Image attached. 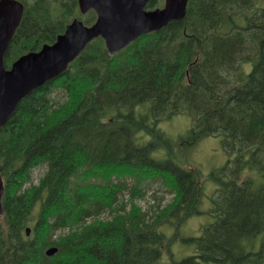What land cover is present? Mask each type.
<instances>
[{"label": "trees", "instance_id": "1", "mask_svg": "<svg viewBox=\"0 0 264 264\" xmlns=\"http://www.w3.org/2000/svg\"><path fill=\"white\" fill-rule=\"evenodd\" d=\"M20 1L6 67L73 18L96 17L77 0ZM178 114L191 126L173 138L166 122ZM205 137L227 153L207 175L210 205L203 178L178 157ZM0 176V264H264V3L188 0L183 19L114 53L94 38L0 128ZM153 182L171 200L142 210L135 199ZM201 212L212 220L182 235ZM176 243L191 252L176 258Z\"/></svg>", "mask_w": 264, "mask_h": 264}, {"label": "water", "instance_id": "2", "mask_svg": "<svg viewBox=\"0 0 264 264\" xmlns=\"http://www.w3.org/2000/svg\"><path fill=\"white\" fill-rule=\"evenodd\" d=\"M150 0H77L81 13L93 9L96 18L85 25L74 18L51 44L29 51L16 58L6 68L3 57L18 27L24 6L20 0H0V128L7 122L22 97L45 81L61 75L68 64L97 37L104 41L109 53H114L138 36L159 30L172 20L183 19L188 0H164L162 7L147 9ZM0 176V215L3 213L1 197L4 191ZM29 235V227L26 228ZM57 251L46 249L51 256Z\"/></svg>", "mask_w": 264, "mask_h": 264}, {"label": "rangeland", "instance_id": "3", "mask_svg": "<svg viewBox=\"0 0 264 264\" xmlns=\"http://www.w3.org/2000/svg\"><path fill=\"white\" fill-rule=\"evenodd\" d=\"M258 5H263L264 0H256ZM62 100V98H61ZM165 124V123H164ZM167 127L166 132L173 138L185 133L191 126L190 117L186 114H178L174 116L171 121L166 122ZM165 124V125H166ZM185 157H184V154ZM179 160L181 164L187 166L188 168H193L197 173L203 178V191L204 195L209 196L211 191L214 189V185L207 179V175L211 169L218 167L223 164L225 159H227V153L225 152L221 140L218 137H205L199 141L182 146V149L178 151ZM42 169L40 167H35L32 171L33 182L37 181L38 176L41 174ZM129 180V178H127ZM148 187V185H147ZM170 188V187H169ZM121 197L126 201L128 199V194L126 191L121 193ZM172 193L165 187L158 185L157 182L149 184L146 194L144 197H137L135 199L136 204H138L142 210H146L151 205H161L164 206L171 200ZM206 197L201 199L200 207L206 208ZM210 205V200H209ZM209 207V206H208ZM203 210V209H202ZM205 211V210H204ZM106 212H101V216L107 217ZM100 217V215H99ZM212 220V217L207 213H198L188 218L181 229L182 235H199L204 225L208 224ZM67 228L63 229L66 231ZM60 232L57 231L56 234ZM170 233V231H169ZM175 257L181 258L184 254L191 252L190 247L182 246L180 243H176L173 246ZM166 255H164V261H167Z\"/></svg>", "mask_w": 264, "mask_h": 264}]
</instances>
